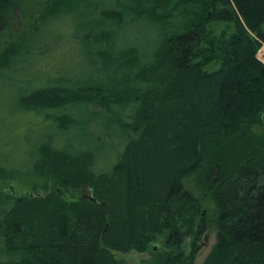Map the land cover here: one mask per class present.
<instances>
[{"label":"trees","instance_id":"trees-1","mask_svg":"<svg viewBox=\"0 0 264 264\" xmlns=\"http://www.w3.org/2000/svg\"><path fill=\"white\" fill-rule=\"evenodd\" d=\"M15 1L0 0V32ZM71 3L51 0L43 24ZM96 11L81 36L96 76L25 98L56 112L60 135L41 141L24 171L39 189L4 196L23 171L0 151V250L15 258L4 264H125L117 253L145 254L160 240L144 264H196L209 224L217 242L202 264H264V0H114ZM139 25L155 30L147 51L129 42ZM1 47L0 78L33 50ZM70 106L98 107L91 116L107 113L118 129L108 171L96 172L97 151L54 144L81 125L63 112ZM186 180L212 198V221Z\"/></svg>","mask_w":264,"mask_h":264},{"label":"rangeland","instance_id":"rangeland-1","mask_svg":"<svg viewBox=\"0 0 264 264\" xmlns=\"http://www.w3.org/2000/svg\"><path fill=\"white\" fill-rule=\"evenodd\" d=\"M50 1L16 0L14 4L17 10L13 13L15 21L0 32V48L2 45L4 47L9 44L22 46L24 43H31L33 45L32 52L24 55L21 62L5 70L0 78L1 161L7 168H19L23 171L15 174L17 176L8 180L7 184L2 187L3 195L8 198L29 195L35 187L39 189L42 180L27 176L24 171L31 169L35 155L33 150L38 147L39 143L57 136V132H59L56 129V124L51 121V116L56 112L28 108L33 105L30 104L31 102H25V98L47 84L65 87L70 86L65 79L71 80V77L83 76L88 79L94 75L88 54L93 47L81 42V36L84 34L82 27H88L96 20L97 6H110L114 2V0H72L73 3L63 8L60 15L43 24L41 16L46 12ZM131 28L129 42L133 43L132 39L136 38L140 44L134 43L142 51H147V39L154 34L155 30L142 25ZM36 34L38 35L35 38ZM116 42L118 43V41ZM258 57L264 63V46L258 52ZM112 76L113 73H109L105 77ZM86 108L88 110H85ZM82 109L79 111L75 106H70L63 110L70 117H77L81 125L67 128V134H63L61 140H55L54 144L62 147V142H65L74 147L97 151L103 158L98 161L95 170L98 173L106 172L115 161L118 143V138L115 136L118 134V129L110 127L111 121L107 113H101L96 117L91 116L92 111L98 113L100 108L83 106ZM113 109L119 115L129 113L128 109L125 112L118 107H113ZM85 124L90 125L85 126ZM259 131L264 133V130ZM184 183L195 198L200 200L205 215L212 221L215 217L212 198L197 188L194 180H186ZM75 195L79 196V193ZM71 196L69 195L67 198L69 199ZM216 242V229L214 225L209 224V229L201 240V252L196 264L204 262ZM163 248L164 241L160 240L155 244L153 250L145 254L132 252L123 255L117 253L116 257L123 260L125 264H144ZM186 251L188 252L189 249L186 248ZM11 259L15 258L0 250V264Z\"/></svg>","mask_w":264,"mask_h":264},{"label":"water","instance_id":"water-1","mask_svg":"<svg viewBox=\"0 0 264 264\" xmlns=\"http://www.w3.org/2000/svg\"><path fill=\"white\" fill-rule=\"evenodd\" d=\"M263 122H264V117H263ZM86 198V196H84ZM91 201H94V199L91 197L90 198Z\"/></svg>","mask_w":264,"mask_h":264}]
</instances>
